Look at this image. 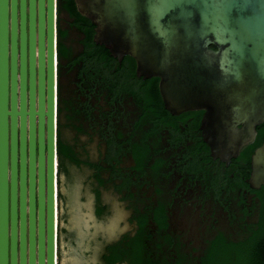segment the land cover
<instances>
[{
  "label": "flooded vegetation",
  "instance_id": "1",
  "mask_svg": "<svg viewBox=\"0 0 264 264\" xmlns=\"http://www.w3.org/2000/svg\"><path fill=\"white\" fill-rule=\"evenodd\" d=\"M51 1L54 264H69L80 245L77 220L105 230L113 206L126 214L124 226L99 242V264H232L262 231L264 185L249 173L264 126L234 155L212 152L199 127L202 109L169 111L156 76L138 74L129 54L95 42L94 24L74 0ZM24 12L27 36L28 0ZM37 12L34 0L35 37ZM15 13L17 47L18 0ZM9 15L6 0L7 108ZM47 15L43 0L44 49ZM15 66L17 105L18 49ZM43 88L45 111V63ZM25 123L27 132V115ZM42 142L45 157V115ZM76 179L90 190L86 199Z\"/></svg>",
  "mask_w": 264,
  "mask_h": 264
},
{
  "label": "water",
  "instance_id": "2",
  "mask_svg": "<svg viewBox=\"0 0 264 264\" xmlns=\"http://www.w3.org/2000/svg\"><path fill=\"white\" fill-rule=\"evenodd\" d=\"M46 2L44 49L43 0H37L36 37L34 0H28L27 36L24 0H18L17 47L16 0H10L7 108L6 0H0V264H54L52 1ZM74 4L94 24L95 42L111 53L129 54L138 74L158 78L165 108L173 113L203 110L199 127L212 152L234 155L253 141L255 126L264 120V0H74ZM249 178L264 185V140L250 154Z\"/></svg>",
  "mask_w": 264,
  "mask_h": 264
},
{
  "label": "clouds",
  "instance_id": "3",
  "mask_svg": "<svg viewBox=\"0 0 264 264\" xmlns=\"http://www.w3.org/2000/svg\"><path fill=\"white\" fill-rule=\"evenodd\" d=\"M76 183L81 189V198L86 199L90 195V190L77 179ZM125 215L122 209H117L113 206V213L109 217L104 218L105 230H98L87 222L81 223L77 220L74 223V232L79 235L80 245L76 247L69 264H99L97 259L99 242L112 238L122 230ZM99 219L97 218L98 221Z\"/></svg>",
  "mask_w": 264,
  "mask_h": 264
},
{
  "label": "trees",
  "instance_id": "4",
  "mask_svg": "<svg viewBox=\"0 0 264 264\" xmlns=\"http://www.w3.org/2000/svg\"><path fill=\"white\" fill-rule=\"evenodd\" d=\"M264 126V121L257 124L255 128ZM260 136V134H259ZM259 136L252 143L256 145L259 143ZM249 148L248 151H250ZM224 261H214L212 264H220ZM232 264H264V221L262 224V231L254 236L242 249L238 250L236 258L232 261Z\"/></svg>",
  "mask_w": 264,
  "mask_h": 264
}]
</instances>
